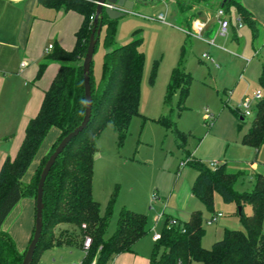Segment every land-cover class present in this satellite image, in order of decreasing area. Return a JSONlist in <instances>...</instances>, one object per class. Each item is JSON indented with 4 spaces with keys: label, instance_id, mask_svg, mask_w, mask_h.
I'll list each match as a JSON object with an SVG mask.
<instances>
[{
    "label": "trees",
    "instance_id": "16d2710c",
    "mask_svg": "<svg viewBox=\"0 0 264 264\" xmlns=\"http://www.w3.org/2000/svg\"><path fill=\"white\" fill-rule=\"evenodd\" d=\"M97 0H37L47 8L73 11L83 17L76 33L72 51L54 48L40 65V78L51 62L60 64V70L45 93L41 109L25 129L22 145L13 158H7L0 168V264H22L32 240L34 228L26 250L20 253L13 237L3 230V225L14 207L23 199L36 202L41 172L56 147L85 116V89L83 60L92 29V20ZM145 0H143L144 2ZM182 15L183 23H190L202 13V7L210 10L223 9L226 14L234 8L241 22L257 32L253 14L237 0H174ZM215 2V8L210 3ZM212 6V7H211ZM116 21L104 20L105 35L101 75L94 80L91 65L90 83L92 93V115L85 130L79 133L64 149L52 167L44 186L43 229L32 264H38L43 252L59 246H79L84 257L81 264H109L116 256L133 252L137 242L147 236V217L144 214L123 208L120 211L115 233L105 238L112 216L113 201L104 213L93 198V166L97 154L95 141L102 130L112 125L120 142L125 138L131 119L139 115L140 89L144 53L141 51L142 37L115 47ZM98 45V43H97ZM97 48V46H96ZM96 51V49H95ZM155 68L151 80L155 76ZM192 76L180 66L173 69L167 86L165 101L169 102L180 91L182 99L188 96ZM262 98L255 106V119L242 138V144L253 147L258 154L264 148V63L259 76ZM241 121L245 117L239 115ZM241 116V117H240ZM161 122L171 129L181 146L187 142L186 134L180 132L173 120L163 118ZM52 128L59 135L48 154L42 157L40 168L35 170L29 183L22 180ZM197 176L192 185V195L214 216V194L224 203H234L242 230L225 229L222 239L210 249L202 246L205 235V220L201 211L191 214L188 221L166 217L159 238L154 240V252L149 264H264V175H258L251 191L238 192L235 184L240 175L228 173L225 165L210 170L199 161H188ZM252 208L246 215L244 206ZM172 220H176L173 224ZM91 239L87 250L85 238Z\"/></svg>",
    "mask_w": 264,
    "mask_h": 264
},
{
    "label": "rangeland",
    "instance_id": "374dc122",
    "mask_svg": "<svg viewBox=\"0 0 264 264\" xmlns=\"http://www.w3.org/2000/svg\"><path fill=\"white\" fill-rule=\"evenodd\" d=\"M210 4L212 8L217 6L215 2ZM159 14L164 16V21L156 18ZM229 15L235 19L233 8ZM182 23L174 0H145L134 12L116 21L115 47L136 37L143 38L141 51L145 62L139 115L131 119L122 142L110 124L95 141L93 198L100 204L102 213L113 201L105 238L115 233L123 208L144 214L149 233L135 250L147 257L154 252V235L161 232L166 217L184 220L195 211H201L205 220L212 216L192 195L197 171L188 161L202 162L210 170L225 165L228 173L242 174L235 184L238 192L251 191L256 176L264 175V148L256 160V150L242 144L243 136L255 119L258 101L254 95L261 91L264 28L255 33L243 24L234 33L230 29L227 36H220L217 31L211 37L204 33L203 38H199L183 29ZM104 35L100 36L93 57L95 81L99 80L102 68ZM205 39L213 40V44ZM177 66L190 73L192 83L185 99L177 90L166 102L170 76ZM154 68L155 76L151 80ZM246 99L251 101V107L250 114L244 116L246 109L242 104ZM236 112L244 116L245 121H241ZM163 118L173 120L177 129L186 134L188 138L183 146L175 133L161 122ZM56 134V128L48 133L22 180L23 186L40 168V161L51 149ZM213 200L214 216H222L211 225L204 223L206 232L202 246L206 249L222 239L225 229H243L239 208L234 203H224L218 194H214ZM35 212V200L23 198L7 217L3 230H12L21 243L28 220L32 228L35 225ZM244 212L251 215V206H244ZM56 249L43 252L38 264L41 261L42 264H81L84 252L79 246Z\"/></svg>",
    "mask_w": 264,
    "mask_h": 264
},
{
    "label": "crops",
    "instance_id": "0c3cea01",
    "mask_svg": "<svg viewBox=\"0 0 264 264\" xmlns=\"http://www.w3.org/2000/svg\"><path fill=\"white\" fill-rule=\"evenodd\" d=\"M237 1L253 14L258 31L264 28V0ZM201 10L202 13L190 25L182 23V28L190 31L195 22H204L206 28L203 34L211 37L218 31L217 10L206 7ZM234 13V21L227 14L230 21L229 32L231 29L233 33L244 24L238 26L239 17L235 9ZM82 22L83 17L76 12L47 8L37 0H0V168L7 158L13 159L17 155L29 121L38 115L45 93L60 70V64L51 62L43 75L37 78L40 65L52 52H47L48 46L72 51ZM210 23H213L211 29ZM102 34H105L104 26ZM104 50L107 52L105 48ZM58 135L59 131L56 138ZM191 214L180 221H188ZM28 221L21 243L12 230L5 229L17 243L20 253L26 250L34 228L31 227V220ZM137 244L138 242L135 246ZM135 246L133 252L118 255L109 264H149L150 257L136 251ZM56 250L55 247L50 251Z\"/></svg>",
    "mask_w": 264,
    "mask_h": 264
},
{
    "label": "water",
    "instance_id": "95a60500",
    "mask_svg": "<svg viewBox=\"0 0 264 264\" xmlns=\"http://www.w3.org/2000/svg\"><path fill=\"white\" fill-rule=\"evenodd\" d=\"M143 0H97L96 1V11L92 20V29L90 34V40L87 47V51L83 60V76H84V89H85V116L81 124L75 128L71 133H69L56 147L54 152L51 154L47 160L38 183L37 197H36V212H35V225L34 234L32 240L27 248L26 254L24 256L22 264H32L33 257L41 238L43 229V195L44 186L46 179L57 161L58 157L62 154L67 145L83 130H85L89 124L92 115V93H91V83H90V73L91 65L93 63V57L95 54V49L99 41L102 28L104 26V20L115 21L124 17L127 13H132L135 11L136 7L140 5ZM97 155H95V158ZM241 209L239 208V211Z\"/></svg>",
    "mask_w": 264,
    "mask_h": 264
},
{
    "label": "built area",
    "instance_id": "2783aa9c",
    "mask_svg": "<svg viewBox=\"0 0 264 264\" xmlns=\"http://www.w3.org/2000/svg\"><path fill=\"white\" fill-rule=\"evenodd\" d=\"M158 20L160 21H164V16L162 14H160L158 17H156ZM216 18H217V22H218V35L220 36H227L228 32H229V27H230V21L227 17V14L225 13V11L223 9H218L216 12ZM237 23L238 26L241 27L242 26V22L240 20V18L237 19ZM206 28V23L204 22H195L192 26V30H190L189 34H192L194 36H197L199 38H203L202 34L204 29ZM209 44H213V41H209ZM53 49V45H49L47 48V52L51 51ZM205 57H209L207 54L204 55ZM212 60V58H210ZM255 99L257 101L261 100L262 98V91H257L254 95ZM242 107L246 109V113L244 114V116L249 115V111L248 109L251 107V101L249 99H246L245 102L242 104ZM207 118H209V116H207ZM221 214H218L217 217H221ZM216 216L211 217L209 220L206 221V223L208 225H211L212 223H214L217 220ZM172 223L175 224L176 220H172ZM159 235H155L154 236V240L158 239ZM91 244V239L89 237L85 238L84 241V248L85 250H87L89 248Z\"/></svg>",
    "mask_w": 264,
    "mask_h": 264
}]
</instances>
